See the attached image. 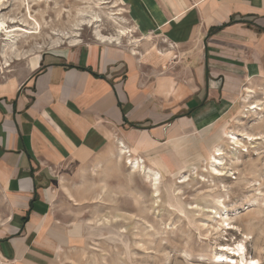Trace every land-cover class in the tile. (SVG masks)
I'll return each instance as SVG.
<instances>
[{
	"label": "crops",
	"instance_id": "0c3cea01",
	"mask_svg": "<svg viewBox=\"0 0 264 264\" xmlns=\"http://www.w3.org/2000/svg\"><path fill=\"white\" fill-rule=\"evenodd\" d=\"M119 2L135 44L61 46L0 83V264H70L114 152L185 171V137L264 85V0Z\"/></svg>",
	"mask_w": 264,
	"mask_h": 264
},
{
	"label": "rangeland",
	"instance_id": "374dc122",
	"mask_svg": "<svg viewBox=\"0 0 264 264\" xmlns=\"http://www.w3.org/2000/svg\"><path fill=\"white\" fill-rule=\"evenodd\" d=\"M93 1L0 0V62L10 60L9 66H0V83L24 80L31 55L67 46L63 43L49 48L46 44L55 36L63 37L62 32H71L79 17L95 13L99 20L95 25L103 33H114L115 24L107 16L112 4L96 6ZM118 4L122 6L119 0ZM120 17L133 31L125 9ZM95 25L80 27V42L95 41ZM126 40L121 38V42ZM38 44L42 47L36 48ZM28 49L33 54L11 58L16 50ZM253 87L249 102L264 101V85ZM243 109L242 101L232 105L227 115L208 119L185 137L194 146L185 164L190 167L185 171L191 172L192 181L178 183L181 172L170 176L155 169L161 181L157 206L149 183L141 173L130 171L127 158L114 152L109 189H99L96 203L82 215V221L91 220L93 226L85 230V239L72 253L70 264H234L236 258L227 247L235 248L240 243L247 258H258L264 264V118L260 123H255L254 113L241 118ZM231 128L263 135L245 143L248 152L243 151L245 148L236 151L238 162H232V145L221 136ZM219 145L224 148L227 166L234 171L232 177L211 178L201 171L211 163ZM135 157L141 159L140 155ZM201 175L208 176L209 181L202 182ZM211 179L215 185H209ZM227 222L230 228L225 229Z\"/></svg>",
	"mask_w": 264,
	"mask_h": 264
},
{
	"label": "bare ground",
	"instance_id": "6f19581e",
	"mask_svg": "<svg viewBox=\"0 0 264 264\" xmlns=\"http://www.w3.org/2000/svg\"><path fill=\"white\" fill-rule=\"evenodd\" d=\"M93 2H94V4L96 6H101L102 4H105V3H108V4L111 3L112 4V5H110L111 9L108 12L107 16L115 24L116 28L114 30L115 31L114 33H108V34L107 33H103L100 30L99 26L95 25V23L97 21H99L98 18H97V15L95 13H91L90 15H88L86 17H79L77 20H75L74 29L71 32H62L63 37L55 36V37L51 38L48 41V43L46 44V47L48 46L49 48H54V47L60 46L63 43L67 44V45H72V44L76 45L77 43L80 42V40L78 38L79 37L78 30L80 29V27L82 25H92V23H94V25H95V27L93 29V32H92L93 33V39L96 40V41L105 42V43L119 44L120 41H121V38L127 37L130 40V42L132 41L134 44L136 43V40H135V38L132 35V32H133L132 29L130 28V26H125L124 25L125 19L123 17H120V15L123 14L124 9L122 7H120V5L118 4V0H114V1L94 0ZM41 47H42L41 44H38L36 46V48H41ZM31 51L32 50H30V49H28V50H16V52H14V56L11 57V58L12 59H14V58L18 59V58L26 57L28 55L33 54ZM37 56L38 55H35V54L31 55L30 58H29V61L32 64H34L35 60L37 59ZM9 63H10V60L5 58L3 63L0 62V66L2 68H4L6 66H9ZM253 92L254 91L252 89H250V88L245 90L244 95L241 98V101H242V103L244 105V109H243V112H242L240 117L244 118V117L248 116L247 115L248 113H254V115H256L255 123H260V122L263 121V118H264V115H263V112H264V101L256 100V101L249 102L248 99H249L251 93H253ZM238 122L240 123V120H237V123ZM221 136L226 137L228 139V143L232 145V147H230V149L233 150V152H232L233 157L231 158V160L232 159H236V161H237V156H235V155H236V151L238 149L245 148L243 151H247V147L245 145L246 142H248L250 144L253 141L261 139V137H263V135L261 133L252 134V133H249V132H246V131L235 132L234 130H232V128L230 130H228V131H226V130L222 131ZM214 150L216 152L211 157V163H209L208 166L204 167V169H202L201 171H204L211 178L222 177V176H225V175L227 177H232L231 175L234 174L233 173L234 171L232 172L233 169L231 170L227 166L226 159H225V156H224L225 152H224L223 146L219 145ZM127 151L128 150H126L125 147H123V146L120 148V153H122V154L126 153ZM238 151H240V150H238ZM231 160H230V162H231ZM233 161L234 160H232V162ZM238 161H240V160H238ZM231 164H229V165H231ZM128 167L130 168V171L132 173H136V172L141 173V175L144 177V180L149 183L150 189H151V197L154 198L153 204H154V206H157L158 203H159V196H160L159 184L161 183L159 172L157 170H155L154 168H152V167L146 166L144 161L141 160V159L128 158ZM191 170L194 171V168H192ZM230 170H231V172H230ZM182 173H184V175ZM191 175H192L191 172H189L188 174H186V171L181 172L177 176V178H179V180L177 182L178 183H182V184L184 182L186 183L187 181L191 180ZM193 176H194V174H193ZM208 176L204 177V176L201 175L202 182L203 181H209V179L206 178ZM214 183L215 182L213 181V179H211L209 185H215ZM173 185H175V184H173ZM176 194H178V191L176 192ZM217 201L220 202L219 199ZM215 213H218V211L215 212ZM220 215H222V214H220ZM220 215H218V217ZM224 222L222 223L223 225H224ZM226 225H227V227L225 229L230 228L228 222H227ZM227 250H229V252L234 254V256H232V258H236V259L233 260V261H235L234 264H261L259 262L258 258H247L245 256L244 247H243L242 243L237 244L235 248L227 247ZM220 256H223V255H219L218 257H220Z\"/></svg>",
	"mask_w": 264,
	"mask_h": 264
}]
</instances>
